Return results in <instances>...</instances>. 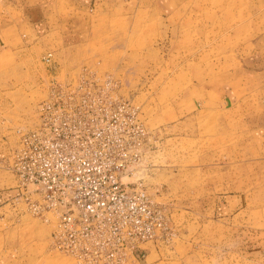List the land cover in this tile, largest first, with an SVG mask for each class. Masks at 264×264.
Segmentation results:
<instances>
[{
    "label": "rangeland",
    "instance_id": "rangeland-1",
    "mask_svg": "<svg viewBox=\"0 0 264 264\" xmlns=\"http://www.w3.org/2000/svg\"><path fill=\"white\" fill-rule=\"evenodd\" d=\"M96 2L8 5L20 40L0 47V264H74L53 248L50 221L14 199L9 166L50 81L85 72L139 105L147 135L128 180L168 229L126 264H264V0Z\"/></svg>",
    "mask_w": 264,
    "mask_h": 264
},
{
    "label": "built area",
    "instance_id": "built-area-1",
    "mask_svg": "<svg viewBox=\"0 0 264 264\" xmlns=\"http://www.w3.org/2000/svg\"><path fill=\"white\" fill-rule=\"evenodd\" d=\"M42 62L50 70L52 52ZM120 86L87 72L52 80L34 127L16 130L14 199L47 222L54 218L52 246L74 264L139 261L146 245L168 237L162 211L128 180L147 133L139 105Z\"/></svg>",
    "mask_w": 264,
    "mask_h": 264
},
{
    "label": "crops",
    "instance_id": "crops-1",
    "mask_svg": "<svg viewBox=\"0 0 264 264\" xmlns=\"http://www.w3.org/2000/svg\"><path fill=\"white\" fill-rule=\"evenodd\" d=\"M10 1L11 0H0V9L4 5H6L8 11H6L5 13H7V15L9 16V18L8 17H2L0 19V47H3V48L5 46H7L8 43H10L11 41L13 42V40H18V41L20 40L19 38L14 36L15 33H17L15 31V30H17V28L15 26V21L16 20H11L10 19L11 15H9V13H8L10 11V8H8V5H11L12 2L15 1V0H13L12 2H10ZM68 1L71 3V6L76 9V12L77 11L86 12V11H88V9L92 10V8L95 6V2H96V0H90V1H87V0L86 1H84V0H68ZM110 2H111V0L110 1L107 0L105 4L108 3V5L110 6ZM96 3L102 4L100 10H104V8H105V10H109L110 9V8H108L109 6H107V7H106V5L104 6L103 5L104 3L102 1H98L97 0ZM79 4L80 5L83 4L82 7H79L78 6ZM117 4L118 3H116V5ZM113 6L111 7L112 11L117 9V8L115 9V7L113 8ZM11 18H13V16H11ZM79 20L80 19H78V17H77V21H79ZM22 26H23V24H22ZM80 26H82V23L80 24ZM22 38H24L23 40L26 43H29V41H31V39H32V37H30L29 34L22 35Z\"/></svg>",
    "mask_w": 264,
    "mask_h": 264
},
{
    "label": "bare ground",
    "instance_id": "bare-ground-1",
    "mask_svg": "<svg viewBox=\"0 0 264 264\" xmlns=\"http://www.w3.org/2000/svg\"><path fill=\"white\" fill-rule=\"evenodd\" d=\"M49 220H50V224L53 226L54 225V218L53 217H51V216H49V217H47Z\"/></svg>",
    "mask_w": 264,
    "mask_h": 264
}]
</instances>
